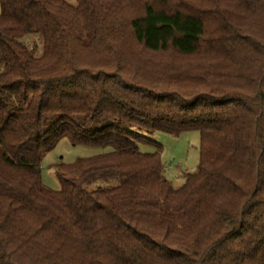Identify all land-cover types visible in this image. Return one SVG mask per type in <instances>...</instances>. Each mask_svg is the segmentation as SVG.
I'll return each instance as SVG.
<instances>
[{
	"label": "trees",
	"instance_id": "16d2710c",
	"mask_svg": "<svg viewBox=\"0 0 264 264\" xmlns=\"http://www.w3.org/2000/svg\"><path fill=\"white\" fill-rule=\"evenodd\" d=\"M0 6V264H264V0ZM190 131L175 188L149 135ZM63 138L110 150L53 190Z\"/></svg>",
	"mask_w": 264,
	"mask_h": 264
},
{
	"label": "rangeland",
	"instance_id": "374dc122",
	"mask_svg": "<svg viewBox=\"0 0 264 264\" xmlns=\"http://www.w3.org/2000/svg\"><path fill=\"white\" fill-rule=\"evenodd\" d=\"M72 1V0H71ZM1 11V6H0ZM22 41L36 53L42 51V41L39 36L28 35ZM151 139L163 145L162 162L165 176L175 188L183 184L186 174L197 172L200 160V134L197 131L184 132L174 137L162 132L149 135ZM143 151L151 152L153 148L141 147ZM110 148L97 146L73 145L67 138L59 141L56 147L48 152L41 163L42 182L53 190L60 189V182L55 174V165L59 162L72 163L80 157H90L109 151Z\"/></svg>",
	"mask_w": 264,
	"mask_h": 264
}]
</instances>
